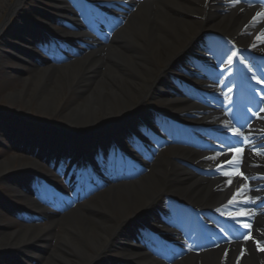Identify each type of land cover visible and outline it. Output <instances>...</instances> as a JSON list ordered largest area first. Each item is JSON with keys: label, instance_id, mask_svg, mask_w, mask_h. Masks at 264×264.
<instances>
[{"label": "bare ground", "instance_id": "6f19581e", "mask_svg": "<svg viewBox=\"0 0 264 264\" xmlns=\"http://www.w3.org/2000/svg\"><path fill=\"white\" fill-rule=\"evenodd\" d=\"M205 1L151 0L150 4L141 5L129 16L107 44L96 47L98 49L89 52L88 57L72 60L54 69L57 72L52 68L34 70L29 78L18 84L19 87L4 95V99L12 105L28 108L33 105L43 120L50 115H58L65 124L80 130L107 126L124 118L139 108L158 84L173 73L178 58L193 52V42L199 34L212 29L225 36H237L244 24L239 15L232 12L211 14L212 6L205 5ZM52 2L61 3L57 0ZM31 4V0H7L4 7H0V17L4 16L0 25V51H5L8 56L10 47L2 44L12 30L11 26L7 32L10 27L8 22H12L11 16L25 22L26 18L34 15L35 11L29 7ZM99 51L104 55H99ZM11 68H14L12 64L0 60V79L5 78ZM69 97H72L70 101ZM190 157L182 150L169 152L162 158L157 156L141 178L127 184H116L112 190L93 198L84 208L69 213L61 221L54 246L40 261L43 264H106L103 260L105 255L124 252L118 244L120 230L140 213L159 207L160 199L166 193L181 203L188 200L212 208L225 203L227 195L219 197L212 194L210 184L199 185L176 164L178 160ZM234 159L239 161L240 157L224 155L216 158L220 165H227L219 172L231 176L235 166L225 162ZM18 166V170L36 168L27 164ZM14 168L12 161H1L0 182L16 171ZM254 196L258 199L255 204L257 209L249 205L239 211L248 219L260 213L261 217L258 221L254 219L252 227L264 235V207L259 204H264V191H256ZM160 209L164 215L168 214L167 206L162 205ZM7 226L0 225V242L7 244L6 251L9 249L19 254L16 259L22 255L23 247L37 244L36 239L46 237L47 229L26 228L5 232V229H10ZM220 251L218 248L199 254L200 264H220ZM242 251L241 264H264L263 255L251 244H247ZM193 263V259L186 258L174 264Z\"/></svg>", "mask_w": 264, "mask_h": 264}, {"label": "rangeland", "instance_id": "374dc122", "mask_svg": "<svg viewBox=\"0 0 264 264\" xmlns=\"http://www.w3.org/2000/svg\"><path fill=\"white\" fill-rule=\"evenodd\" d=\"M5 1L7 0H1L0 1V7L3 8L5 4ZM31 3L34 5V7L37 6L38 3H41L40 0H31ZM4 17V16H3ZM3 17H0V24L2 23V20H3ZM12 23V22H10ZM6 42L8 41V39H4ZM4 42V41H3ZM9 42V41H8ZM13 46H15V44H12ZM1 50V49H0ZM13 52H15L16 54V51L13 50ZM63 53V52H62ZM0 60L4 61V62H7V64H12V67L14 68H11L8 72L6 77L2 79H0V112H3V113H10L12 115H16V116H20V118H34V119H38L37 121L39 122H45L49 125H52L54 126L55 128H61V127H65V123L60 119V117L58 115L56 116H51L50 117H47L48 119L46 120H43L41 119L42 115H39L37 113V111H35V107L33 105H31L30 108L28 107H25L23 105H12V104H8V102H6V100L4 99V95H6L9 91H12L13 89H16V87H19V83L22 81V80H25L26 78H29V73L31 72H28L27 70L25 71L24 69L22 68H18V66H21L22 65H18V61L14 58H10L7 54H5V52L3 51H0ZM104 63H106V60H104ZM40 66V65H39ZM102 68V67H101ZM100 68V69H101ZM56 70L58 68H54L52 67V70ZM54 70V71H55ZM57 72V71H55ZM72 97H69V101L71 100ZM21 125L22 123L20 121H14V120H7L5 122H2V126L0 127V142H4V139L2 138V132H1V129L5 130V131H8V133L10 134H16V137L17 140H20V143H23L26 141V137L28 136H31L33 137L34 135H38V132L36 129H34V127L32 126L30 128V130L33 132H24L22 135V139L20 137H18V130L21 128ZM35 137V136H34ZM37 137V136H36ZM31 141V139H30ZM6 142V141H5ZM4 142V143H5ZM7 143V142H6ZM8 147L7 148H2L3 146L0 144V162L1 161H12L14 164H15V174H13L11 176L12 173H10L8 176H6L4 179L3 182H0V219L2 218L4 220V215H2V209H1V206H2V202H4L3 199H6V196L8 193H9V186L11 184H13L18 176L20 174H17V173H20V171L18 170V165L19 164H26V163H32V160L31 159H22V158H14L16 157V155L18 157L22 156V153L21 154H18L20 151L19 149V146H10L9 144H6ZM11 155H14V157H12ZM14 173V171H13ZM7 192V193H6ZM8 201V200H7ZM4 214V213H3ZM2 223V222H0ZM0 225H8V223H5V224H0ZM12 228H16V229H23V227L21 226H12ZM15 229V230H16ZM37 229V228H35ZM5 232H10L11 230L7 231V230H4ZM58 236V235H57ZM6 246L7 244L5 245V243L3 241L0 242V254H4L5 257L7 258L8 255L6 254L7 253V249H6ZM48 247L46 249V247L40 251L37 252V254L39 255L40 258H44L47 256L48 254ZM9 251V249H8ZM1 257V255H0Z\"/></svg>", "mask_w": 264, "mask_h": 264}, {"label": "snow or ice", "instance_id": "6c2138e0", "mask_svg": "<svg viewBox=\"0 0 264 264\" xmlns=\"http://www.w3.org/2000/svg\"><path fill=\"white\" fill-rule=\"evenodd\" d=\"M235 2H239V0H235ZM258 15H262V14H260V13H258ZM236 55V53H233V56H235ZM229 63L231 64L232 63V60H231V58L229 59ZM255 78V77H254ZM257 83L258 84H264V77H262L261 79H258L257 80ZM206 159H213V158H206ZM225 163H227V164H232L233 163V161H227V162H225ZM229 183H230V181H229ZM229 203H231V201L229 202ZM249 225H245V227H248Z\"/></svg>", "mask_w": 264, "mask_h": 264}]
</instances>
